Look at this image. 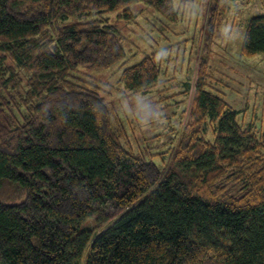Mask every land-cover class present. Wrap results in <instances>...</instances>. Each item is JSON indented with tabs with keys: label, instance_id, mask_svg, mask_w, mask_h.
Returning <instances> with one entry per match:
<instances>
[{
	"label": "trees",
	"instance_id": "1",
	"mask_svg": "<svg viewBox=\"0 0 264 264\" xmlns=\"http://www.w3.org/2000/svg\"><path fill=\"white\" fill-rule=\"evenodd\" d=\"M224 1L239 0H214L209 41ZM138 3L179 23L174 0H0V264H264V129L240 122L207 59L164 167L159 136L137 151L82 76L125 63L124 35L107 17L131 20ZM240 54L264 56V13ZM160 76L154 54L119 83L146 95ZM109 204L126 213L95 236L88 222Z\"/></svg>",
	"mask_w": 264,
	"mask_h": 264
},
{
	"label": "rangeland",
	"instance_id": "2",
	"mask_svg": "<svg viewBox=\"0 0 264 264\" xmlns=\"http://www.w3.org/2000/svg\"><path fill=\"white\" fill-rule=\"evenodd\" d=\"M213 2L174 0L179 12L177 24L168 22L144 3L131 7V20L121 19L118 14L108 16L109 22L124 35L128 58L105 72L81 70L82 76L101 87L113 115L126 126L137 151L139 143L144 145L147 139L159 136L152 148L153 153L162 154L156 158L160 167L169 161V149L191 121L204 58L214 85L240 113V122L264 129V56L243 58L240 54L249 21L264 13V0L222 2L226 10L222 24L209 41L205 31ZM154 54L161 68L158 85L146 95L125 90L119 83L124 67ZM207 138L213 139L210 130ZM125 213L126 210L109 204L88 226L99 236Z\"/></svg>",
	"mask_w": 264,
	"mask_h": 264
}]
</instances>
